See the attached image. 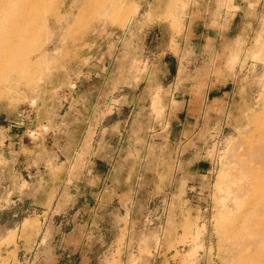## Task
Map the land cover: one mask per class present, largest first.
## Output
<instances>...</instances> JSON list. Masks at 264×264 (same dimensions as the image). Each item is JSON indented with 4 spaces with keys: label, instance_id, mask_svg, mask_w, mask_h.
<instances>
[{
    "label": "rangeland",
    "instance_id": "rangeland-1",
    "mask_svg": "<svg viewBox=\"0 0 264 264\" xmlns=\"http://www.w3.org/2000/svg\"><path fill=\"white\" fill-rule=\"evenodd\" d=\"M0 264H264V0H0Z\"/></svg>",
    "mask_w": 264,
    "mask_h": 264
}]
</instances>
